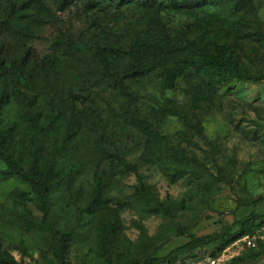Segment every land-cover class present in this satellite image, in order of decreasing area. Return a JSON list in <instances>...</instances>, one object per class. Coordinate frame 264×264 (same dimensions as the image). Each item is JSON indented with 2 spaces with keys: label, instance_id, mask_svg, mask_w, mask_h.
<instances>
[{
  "label": "rangeland",
  "instance_id": "rangeland-1",
  "mask_svg": "<svg viewBox=\"0 0 264 264\" xmlns=\"http://www.w3.org/2000/svg\"><path fill=\"white\" fill-rule=\"evenodd\" d=\"M153 35L175 50L225 43L246 74L264 75V0L66 3L15 67L0 64V148L37 179L7 174L0 156V258L117 264L227 231L238 236L224 248L172 264L264 252V219L241 233L243 221L264 216V80L213 90L181 51L158 64L154 49L125 53ZM181 69L166 87V74ZM142 125L159 133L160 148ZM144 189L162 210L140 198ZM240 264H264V255Z\"/></svg>",
  "mask_w": 264,
  "mask_h": 264
},
{
  "label": "trees",
  "instance_id": "trees-1",
  "mask_svg": "<svg viewBox=\"0 0 264 264\" xmlns=\"http://www.w3.org/2000/svg\"><path fill=\"white\" fill-rule=\"evenodd\" d=\"M72 0H0V64L3 66L10 65L15 67L22 59L27 46L34 40L38 39L47 29V27L55 24L58 20L59 12L66 3ZM122 3L128 0H114ZM154 49V56L157 59L154 63L165 61L171 54L180 52L185 55L183 62L187 69H192L195 75L200 77L203 83L210 89L217 90L233 84L236 80H264V75L246 74L232 58L229 48L225 43L216 42L214 51H209L196 42H188L179 49H173L169 41L161 35H153L144 41H138L131 44L127 54L139 53L142 49ZM158 50V51H157ZM173 56V55H172ZM149 64L144 67L141 72L149 70ZM184 69L180 71H169L166 74L165 85L168 88L175 86L176 79L181 75ZM167 107L175 113H179L175 103L171 102ZM142 131L147 136L148 142L155 148L163 145L162 137L155 132L149 125H142ZM3 143L0 148V156L6 160L9 166L7 174L16 173L23 178L36 183V178L32 173L24 169L21 164L7 152V147ZM163 156V155H161ZM38 184L46 186L49 190L50 185L40 180ZM27 198V197H26ZM140 198L150 204L154 210H162L163 204L156 200L152 202L151 196L147 190L140 192ZM149 200V201H148ZM259 218L264 219L263 215L254 214L249 219L243 221L241 233L250 230L252 223ZM253 232L246 235H253ZM238 234L230 231L213 233L195 237L189 242L175 248L164 257H151L146 259H132L125 263L117 264H172L180 255L193 252L195 249L210 245L212 243H221V249L229 243L236 240ZM264 252H258L248 257L236 256L226 264H240L246 258L259 257ZM0 264H14L5 258H0ZM61 264H70L62 261ZM112 264V263H102Z\"/></svg>",
  "mask_w": 264,
  "mask_h": 264
},
{
  "label": "built area",
  "instance_id": "built-area-1",
  "mask_svg": "<svg viewBox=\"0 0 264 264\" xmlns=\"http://www.w3.org/2000/svg\"><path fill=\"white\" fill-rule=\"evenodd\" d=\"M244 240L249 247H256V237L254 235H246L244 236ZM210 264H226V258L224 256V253L221 255L216 256L210 261Z\"/></svg>",
  "mask_w": 264,
  "mask_h": 264
}]
</instances>
